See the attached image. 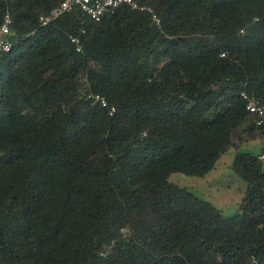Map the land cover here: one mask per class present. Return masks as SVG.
<instances>
[{"label":"trees","instance_id":"obj_1","mask_svg":"<svg viewBox=\"0 0 264 264\" xmlns=\"http://www.w3.org/2000/svg\"><path fill=\"white\" fill-rule=\"evenodd\" d=\"M62 1L0 0V264H264V0ZM232 147L235 214L170 180Z\"/></svg>","mask_w":264,"mask_h":264},{"label":"rangeland","instance_id":"obj_2","mask_svg":"<svg viewBox=\"0 0 264 264\" xmlns=\"http://www.w3.org/2000/svg\"><path fill=\"white\" fill-rule=\"evenodd\" d=\"M260 140L244 142L240 145L243 151L260 149ZM236 147L230 148L216 163V167L205 177L187 176L174 173L170 180L187 186L201 197L215 204L224 216H231L239 210V204L245 192V183L232 169Z\"/></svg>","mask_w":264,"mask_h":264},{"label":"built area","instance_id":"obj_3","mask_svg":"<svg viewBox=\"0 0 264 264\" xmlns=\"http://www.w3.org/2000/svg\"><path fill=\"white\" fill-rule=\"evenodd\" d=\"M122 4H128L133 8H140L142 10L146 9V7H141L135 0H63L61 4L54 7L48 13L42 14L39 17V22L42 26H47L77 8L88 14L92 19L99 21L105 14L114 11ZM11 25L12 18L7 13L4 16L3 22L0 24V53L9 52L13 48L14 43L10 37ZM72 41L78 45V50L82 48L79 37H72ZM242 95L247 100V109L254 116L255 125L261 131H264V103L246 93ZM91 97L100 101L103 106H107V101L104 97L98 94L92 95ZM114 111L115 109L112 108L111 113ZM260 159L264 162V153L260 155Z\"/></svg>","mask_w":264,"mask_h":264}]
</instances>
